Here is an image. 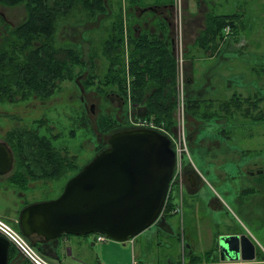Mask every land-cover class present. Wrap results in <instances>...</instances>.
<instances>
[{
	"label": "rangeland",
	"instance_id": "obj_1",
	"mask_svg": "<svg viewBox=\"0 0 264 264\" xmlns=\"http://www.w3.org/2000/svg\"><path fill=\"white\" fill-rule=\"evenodd\" d=\"M208 1L206 0V2ZM215 1L223 4H218L216 7L212 5L206 7L201 4L199 7L208 11L206 15L209 12L219 14L236 10L235 6L230 5V0L227 4H225V0ZM258 1L248 0L253 3L244 4V7L241 5L242 8L239 7L241 20L236 26L240 29L239 36L241 37L236 36L235 30L232 31L233 34L226 39L229 43L224 45L223 54L233 55V57L221 60L226 64H234V67L239 68L240 74L241 72L245 74L243 78L235 77L238 78L236 80L234 78L236 88L240 89V92L237 93L241 94L244 110L238 111L233 105L225 111L223 104L226 102L227 96L231 97L235 91V87H231L232 85L230 86L228 82L229 86L220 90V93L218 91L209 92V97H205L210 101L208 103L211 106L210 110L205 106L199 108L201 116L210 113L208 115L210 118L198 120L192 116L196 109L192 108L188 112V100L193 97L189 93V76L187 60H185L187 75L185 110L182 108L180 113L178 107L175 109L173 115L176 123L170 131L177 136L183 128L185 129L191 163L186 157L188 167L185 165L183 172L186 175L193 174L198 182L195 187H191L189 182L184 181L183 186H186V189L183 187L181 189L178 184H174L173 191L168 198L169 201H167V204L171 202V208L169 206L166 211V204L160 219L138 237L142 238V243L151 240V242L145 243L150 251L154 250L156 240L161 241L160 243L163 242L164 250L162 251L170 255L169 258L173 264H198L192 262V256L197 255L205 260L210 256L208 251L215 252L217 257L215 256L210 262H199L221 264L217 241L221 234L234 232L250 236L258 247V253L264 255V188H261L264 186H260L261 183L264 185V182H260L262 179L258 173V171H264V121L261 124L250 125L252 119L250 116L264 113V71L262 70L264 65H259L264 62V0ZM182 2L184 4L185 0ZM84 10L86 11L87 8L77 7L68 16L60 18L56 33L58 46L76 44L81 51L85 63L84 69L76 66L75 73L78 75L76 79L82 93L75 87L72 80L63 81L51 99L52 105L47 106V109L50 107V110L46 115L48 119L42 123L41 133L38 130L43 137L51 140L56 152L67 161V166L73 163L75 168H67L63 173L66 174L63 176H60L61 174L48 176L45 173L44 177L34 181L28 174L29 171L32 173V169L36 170V176L44 175V172L37 168L31 160V168L29 167L31 170L27 166L24 169V174L26 173L27 178L31 179L30 191L20 190L14 194V189L19 187L17 184L15 187L10 182H0V211L9 213L10 210H13L12 202L19 205V208L21 206L23 208L28 203L59 197L68 180L79 173L104 147L108 146V138L116 131L117 127H110L113 124L111 117L123 127L133 126L130 122L131 117L133 120L150 118L146 107L134 109L133 104L130 106L128 102L121 101L115 95L118 93L115 87L105 84L103 79L108 71L106 64L109 63L102 51L103 45H100L106 40V37L103 36L102 30L92 29V26L97 25L99 21L88 22L89 19ZM240 11L243 13L241 14ZM0 12L6 15L9 20L7 23H10L5 24L6 21L0 19L1 44L8 34L6 31V28H9L8 25L10 28L17 26L26 17L27 10L24 4L13 8L0 5ZM109 33L110 30L107 32V36ZM222 37L224 40L225 36ZM251 42L252 46H250ZM201 54L205 56L203 52ZM94 55L101 57L90 61L88 57ZM222 72V74H226V71L222 70ZM90 75L95 76L93 83ZM130 79L132 77L129 73ZM218 80L223 83L224 87V80L221 78ZM21 96V93H15L12 102H8L7 99L0 102V137L4 139L8 137L11 142L14 140L16 144V139L22 137V132H25V137L29 139L32 138L29 135H35L37 125L33 121L43 120L44 111L46 113L45 106L35 102L33 95L26 99H22ZM82 97L85 98L88 105L94 103L96 106L94 113L90 111L85 113L93 117L89 128L84 122L83 125L81 124V116L78 114L80 111L73 110V107L66 105L71 101L76 103L80 109L82 108ZM76 99L77 102H75ZM218 99H221V102ZM29 100L31 101L29 102ZM256 102H259L257 111L250 108V105ZM248 109H250V113L247 116L245 112ZM231 114L236 117L233 118ZM102 115L107 118L102 119ZM153 117L151 116L152 119ZM217 117L222 119L217 121ZM250 172L254 174H250ZM249 189L258 191L254 194H246ZM176 208L179 212H175ZM169 209L171 211H168ZM245 209L249 210L248 214ZM172 211L175 214L172 215ZM7 221L17 231H20L16 221ZM167 228L173 230V235H175L171 236L168 231L166 232ZM67 236L71 237L72 235ZM90 236L87 235L85 238ZM28 241L32 242L29 239ZM106 242L115 241L108 239ZM68 246L71 247V245ZM19 254L22 259H25L21 253ZM62 258L66 264H73L71 258ZM50 260L51 263L58 264L57 260L53 258ZM163 261L164 258L160 263Z\"/></svg>",
	"mask_w": 264,
	"mask_h": 264
},
{
	"label": "trees",
	"instance_id": "obj_2",
	"mask_svg": "<svg viewBox=\"0 0 264 264\" xmlns=\"http://www.w3.org/2000/svg\"><path fill=\"white\" fill-rule=\"evenodd\" d=\"M83 3L84 0H0V5L13 8L24 4L27 10L25 22L12 28L8 26L9 28H6L8 34L0 44V102L5 99L14 100L15 93H21L22 99L33 95L47 100L57 92L63 81L78 77L75 73L76 66L84 69L85 65L81 52L71 46H58L56 33L59 19L68 16ZM236 20L233 15H209L205 22L206 30L198 38L197 44L211 42L214 45L217 39L221 41L227 25H231L236 32ZM124 34L123 25L119 22L103 44L102 51L109 61L108 71L103 80L105 84L115 87L124 102L130 101L135 107L145 106L148 117L154 116L153 120L157 124H164L167 130H171L176 123L173 113L178 106L175 56L172 57L169 48L161 40H147L145 35L135 39L128 35L130 47L128 65L132 77L129 80L125 68ZM95 58V55L92 56L90 61H94ZM90 79L93 83L95 76L90 75ZM233 96L223 104L225 111L233 105L238 111L244 110L242 97L237 94ZM204 101L199 98L188 100V112L195 108L196 111L192 116L198 120L210 118L208 116L210 113H205V116L199 114V108L204 106ZM258 103L250 105V108L257 111ZM245 113L248 116L250 109ZM231 116L236 117L233 114ZM101 117L107 118L104 115ZM250 117H252L250 125L261 124L264 121V113ZM110 119L114 124L110 127L117 126L116 131L129 128L118 124L113 117ZM216 119L220 121L222 118ZM81 120V124L86 122L83 120V115ZM42 123L44 121H36V133L29 135L32 138H26L25 132H22V137L16 139L17 144L11 139L20 167L13 181L19 187L25 188L30 183V177L36 181L44 177L45 173L48 176H59V174L63 176L67 168H75L73 163L67 166V161L56 152L51 140L40 134ZM233 125L235 126V123ZM31 160L44 172V175L36 176V170L30 169ZM25 166L30 167L32 172H28L30 175L28 178L22 169ZM259 177L262 179L260 182H264V171ZM260 186H264L263 183ZM257 191L249 189L246 194H254ZM170 203L167 204L166 211L169 206L171 208ZM30 244L37 248L33 242ZM10 252V264H13V261L16 264H29L21 255L15 253L16 248L11 247ZM208 253L210 256L205 260L193 255L192 262L202 264L199 261H212L216 256L215 252L208 251Z\"/></svg>",
	"mask_w": 264,
	"mask_h": 264
},
{
	"label": "water",
	"instance_id": "obj_3",
	"mask_svg": "<svg viewBox=\"0 0 264 264\" xmlns=\"http://www.w3.org/2000/svg\"><path fill=\"white\" fill-rule=\"evenodd\" d=\"M148 11L158 14L155 8ZM176 162L170 138L160 131L119 129L108 138V146L68 180L59 197L28 204L16 225L29 240L99 233L125 245L160 219ZM13 163L12 148L0 142V175L9 173ZM217 242L223 262L256 258V244L246 234H224ZM10 251V242L0 235V264H10Z\"/></svg>",
	"mask_w": 264,
	"mask_h": 264
},
{
	"label": "crops",
	"instance_id": "obj_4",
	"mask_svg": "<svg viewBox=\"0 0 264 264\" xmlns=\"http://www.w3.org/2000/svg\"><path fill=\"white\" fill-rule=\"evenodd\" d=\"M254 1L256 2L258 0H253V2ZM172 2L173 0H84L83 5L81 4L79 7L82 9L87 8V10H84V12L89 19L88 22L92 20L93 22L99 21L97 25L92 26V29L102 30L104 33L103 36L106 37V40L113 32L114 26L120 22L123 25L127 39L128 35L135 39L145 35L147 40H161V42L165 43L169 48L172 57L174 58L175 56V62L177 57L176 47L178 45V41L179 43H183V45L186 47L187 71L189 76L188 84L190 86L189 93H191L193 98L204 100L205 97H209V92H219L220 90L225 89L226 86H229V83L230 86L232 85L231 87H235L233 95L237 94L238 96H241V94L237 93L240 92V89L236 88L237 86L235 85L236 82L234 81V78H243L245 74L242 72L240 74L239 68L234 67V64H226L225 61H221L222 58L228 59V57H233V55L226 56V54H223L225 51L223 47L224 45H227L228 42H222V40L220 41L217 39L214 45L211 42L198 45L197 40L206 30L205 22L209 15H233L237 19V24L238 21L241 20L239 9L244 7V4H250L253 2H248V0H230V5L236 7L235 11L219 14H212L209 12V15H206L208 11L206 12L205 10H202V8L199 7L201 4L205 5L206 7L208 5L216 7L218 4L223 3L216 2L215 0H209L208 2H206V0H185L183 4L181 26L179 27L177 24L175 7H158L160 5H171ZM224 2L227 4L228 0H225ZM241 5L243 6L240 7ZM84 6L87 7L84 8ZM150 8H155L158 11V14L154 15L152 12L148 11ZM144 10H147L148 12H144ZM262 10L263 6L261 7V12ZM240 13L242 14L243 12L240 11ZM26 17L19 24H17V26L25 22ZM147 18H149V21H147ZM109 30L110 33L109 36H107V32ZM235 34L237 37H241L239 36L241 32L238 26ZM211 37H213V34ZM104 42L105 41H103L100 46H102ZM250 46H252V42ZM71 47L80 51L76 44L71 45ZM202 52L205 56L201 54ZM91 57L92 56H89L88 58L91 60ZM97 57L101 56H96L95 60ZM259 65L263 66L264 62L263 64ZM108 66L109 64H106V67ZM222 70L226 71V74H222ZM262 70L264 71L263 68ZM218 78L224 80V87L223 83L218 80ZM238 78H235V80ZM233 95L231 97L227 96V100L225 99L226 102L229 101L230 98H233ZM218 101L221 102V99H218ZM209 102L210 101L205 99L204 106L210 110L211 106L208 105ZM0 142H6L12 148L15 155L14 147L8 137H5V139L0 137ZM6 181L17 187L15 185L16 183L13 181L12 173L0 175V182ZM17 188L18 189H14V194L23 189L22 187ZM12 204L13 210H10L9 213L0 211V217L17 222L21 210L26 207V205L23 208L22 206L19 208V205H16V203L12 202ZM15 207L17 208L16 210ZM245 211L248 214L249 210L245 209ZM171 214L173 215L175 213L172 211ZM165 231H168L171 236L175 235H173L174 232L170 228H167ZM230 234L240 233L234 232ZM138 237L140 236L135 237L132 241L127 242L125 245L119 242L98 243L96 241V235H91L90 237L86 238L85 236L72 235L70 237L66 235L54 241H45L43 238L36 236L33 238L32 242L37 245L38 250L42 252L48 260L53 258L58 261V264H66L62 257L71 258L73 264H131L133 260L137 261L138 264H173L172 260L169 258L170 255L167 252L162 251L164 250L163 242L160 243L161 241L158 242L156 240V243H154V250L150 251L146 247L145 243L151 242V240L142 243V238ZM136 238L138 239L136 240ZM67 244L71 245V247ZM11 247L14 246L11 244ZM59 252H61V254H59ZM15 253L20 255V252L17 249ZM162 258H164V261L163 263H160ZM219 261L221 264L226 263L221 260ZM228 263L264 264V255L259 254L257 249L256 258L252 261L239 260ZM13 264L16 263L13 261Z\"/></svg>",
	"mask_w": 264,
	"mask_h": 264
},
{
	"label": "built area",
	"instance_id": "obj_5",
	"mask_svg": "<svg viewBox=\"0 0 264 264\" xmlns=\"http://www.w3.org/2000/svg\"><path fill=\"white\" fill-rule=\"evenodd\" d=\"M175 10L177 15V24L181 26L182 12H183V2L182 0H174ZM232 34V28L230 25H227L224 30L225 39ZM125 59H126V69L127 75L129 70L128 65V49L126 46L125 50ZM177 64H176V80H177V99H178V109L181 113V109L185 110V87L187 85V75L185 70V48L183 43L177 45ZM129 78V77H128ZM187 91V90H186ZM131 106V104H130ZM133 107V106H132ZM130 109V108H129ZM142 120H137L131 117L130 122L134 127H147L160 131L161 133L167 135L170 140L172 147L177 156V162L175 167V174L172 180L170 193L173 191L174 184H178L182 189L183 182L185 181L186 174L183 172L185 170L186 162L185 158L188 157L190 162V152L188 148L187 134L183 128L179 134L176 136L172 131L167 130L164 124H157L153 119L141 118ZM188 167V166H187ZM175 212H179L177 208ZM0 235L6 238L24 257L30 264H53L46 257H44L36 248L30 244V242L19 232L17 231L7 220H4L0 217ZM96 240L98 243H103L107 241V237L102 234L96 235ZM131 264H138L135 260Z\"/></svg>",
	"mask_w": 264,
	"mask_h": 264
},
{
	"label": "flooded vegetation",
	"instance_id": "obj_6",
	"mask_svg": "<svg viewBox=\"0 0 264 264\" xmlns=\"http://www.w3.org/2000/svg\"><path fill=\"white\" fill-rule=\"evenodd\" d=\"M172 7H173V5H172ZM171 7V8H172ZM0 19H2L3 21H6L5 22V24H10V23H7L9 20L6 18V15L4 14V13H1L0 12ZM177 64V63H176ZM73 81V83H74V85H75V87L79 90V92L80 93H82V90H80V88H79V85H78V80L75 78L74 80H72ZM61 85V84H60ZM115 95L117 96V97H119V99L121 100V101H123V98H122V96L119 94V93H115ZM53 97V96H52ZM52 97L50 98V99H47V100H44V99H39L38 97H36V96H33V99H35V102H39L40 103V105L41 106H45V108H46V113H45V111H44V113H43V116H44V119L43 120H41V119H38V120H35V121H33V122H35L36 123V121H44V123H45V121H46V119H48L47 118V114H48V111L50 110V107H49V109H47V106H51L52 105V102H51V99H52ZM36 100H38V101H36ZM8 102H12L13 101V99H8L7 100ZM31 100H29V102H30ZM75 102H77V99L75 100ZM81 106H82V108H80V109H78V107H77V105H76V103H72L71 101L69 102V103H66V105H70L71 107H73V110H78V111H80L78 114H80V116H82L83 115V120L84 121H86L85 122V124H87V127L89 128V123H92V121H93V117L91 116L90 117V115L88 116V114H85L86 112H88V111H90V112H92V113H94L95 112V104L94 103H91V104H89L88 105V103H87V101L85 100V98L84 97H82L81 98ZM76 108V109H75ZM83 109V110H82ZM83 125V124H82ZM45 126V125H44ZM42 128H40V130H41ZM29 168V167H28ZM23 169H25V168H23ZM18 170H20V167H19V163H18V161H17V159H16V157H15V155H14V163H13V168H12V170L9 172V173H12V178H14V176L16 175V173L18 172ZM191 175L192 174H189L188 176H187V182H189V184H191V187H195L196 185H197V178H196V176H194L195 178H196V180L193 178V177H191ZM72 178V177H71ZM30 184V183H29ZM29 184L25 187V188H23V189H21L22 191H24V192H28L29 191ZM16 185V184H15ZM28 205V204H27ZM26 205V206H27ZM18 227V226H17ZM20 229V228H19Z\"/></svg>",
	"mask_w": 264,
	"mask_h": 264
}]
</instances>
